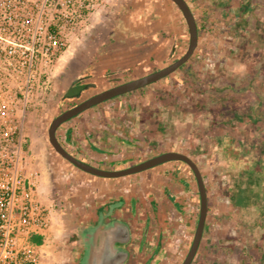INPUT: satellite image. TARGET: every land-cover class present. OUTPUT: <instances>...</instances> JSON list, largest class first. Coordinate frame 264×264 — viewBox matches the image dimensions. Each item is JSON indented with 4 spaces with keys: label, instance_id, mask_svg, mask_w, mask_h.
Here are the masks:
<instances>
[{
    "label": "rangeland",
    "instance_id": "374dc122",
    "mask_svg": "<svg viewBox=\"0 0 264 264\" xmlns=\"http://www.w3.org/2000/svg\"><path fill=\"white\" fill-rule=\"evenodd\" d=\"M190 1L192 10L195 11L200 6V2L199 0ZM226 1H229L228 5L218 6L213 3L212 6L208 5L209 15H206L203 21L195 11L198 22L197 46L190 58L178 69L164 78L135 90L132 95H120L95 105L92 109L109 113L111 110L119 112L130 107L131 114H134L137 112L136 108L141 99L147 100L151 95L156 98L159 96V91H171L176 98L182 96V99H177L178 109L183 106L181 110L185 107L193 111L189 116L191 124L186 125V130L191 132V136L202 139L206 133L208 134L207 141L215 142L214 138L219 135L213 133L210 124L214 122L213 127H216V130L217 128L223 129L224 133H220L221 137L217 142L218 147L223 148L222 152L219 151L224 162L221 166L224 168L229 166L228 169L231 168L233 172L241 173L245 162L248 159L251 160L256 152L264 157V120L248 116L250 112H253L255 116L258 113H264V0H251L255 6L245 13H237L236 2ZM147 6H153L154 11H162L165 14L166 23L162 24L160 17L157 18V11H152V16L146 20L147 22L144 20L143 25H150L154 19H158L157 22L164 30L170 29V32L175 30L176 35H179L177 40L180 43L174 53L167 57L168 59L161 55L158 61L152 60L142 66L139 76L162 68L181 57L188 45V31L180 10L171 0H106L68 35L66 48L50 69L48 95L25 119L21 133L22 147L40 173L38 190L49 200L54 211L49 238L39 234L30 239L34 243H47L48 264H66L69 260L74 236L69 239L68 237L73 231L76 217L91 208L96 196L99 195L101 200L116 198L121 193V188L128 186L130 189L134 187L133 184L139 183L136 178L126 182V177L131 175L101 178L79 170L55 152L48 140V127L54 115L66 107V104L63 105L59 99L71 81V77L96 58V52L109 40V31L113 23L120 17L128 15L130 11L139 7L144 9ZM164 30L162 32L160 29L159 34L165 35ZM165 51H168V47ZM97 65L93 73L98 83L105 82L100 75L102 67L108 70L117 68L115 62L106 64L99 62ZM134 69L135 67L130 69L129 73L121 72L112 77H118V80L123 81L133 79L138 72ZM106 86L110 87V84L105 82L99 86V89L103 90ZM187 98L188 102H185ZM235 114L237 115L234 116ZM118 119L125 121L124 118ZM64 130L65 127L60 126L56 135L63 136ZM118 130L122 132L121 126ZM194 138H192L193 143H195ZM199 142H196L197 145L204 148L203 142L198 144ZM78 146L77 150L68 146V150L79 155L80 158L90 160L82 154V147L85 145L80 142ZM186 152L193 154L196 162L199 163L197 166L208 173V170L202 167V163L197 158L198 155H195L192 148ZM123 158H104L106 165H103V168H122L116 166H121L119 160L125 161L126 159ZM225 161L228 166L225 165ZM166 163L172 165L168 169H174L180 174H183L182 168L186 169L190 180L195 183L193 172L187 164L181 161ZM132 175L131 177H135L134 174ZM237 177L235 174V178ZM207 185L211 184L207 183ZM213 187L216 188V184ZM217 188L221 189L219 185ZM101 196L103 197L100 198ZM196 200L197 208L199 206L197 188ZM58 203H61V206ZM238 241L237 244L233 243L229 247H233L231 249L233 252H245V248L251 252L250 243L244 247L243 240ZM188 244L182 249L174 245L173 248L176 249L174 256L165 255L163 264H179L186 254ZM227 245L222 246L221 250L228 248ZM198 259L197 257L196 260ZM78 264H82V261L80 260Z\"/></svg>",
    "mask_w": 264,
    "mask_h": 264
},
{
    "label": "crops",
    "instance_id": "0c3cea01",
    "mask_svg": "<svg viewBox=\"0 0 264 264\" xmlns=\"http://www.w3.org/2000/svg\"><path fill=\"white\" fill-rule=\"evenodd\" d=\"M185 1L192 10L191 1ZM230 1L237 3V13H245L255 6L251 0ZM199 2L200 6L195 11L199 14L198 16H201V21L209 15L208 5L229 4V1L225 2V0H199ZM154 10L153 6L144 7V9L139 7L130 11L128 15L120 17L109 31L108 42L102 46L103 48L108 46V54L94 59H99L98 62L102 64L115 62L116 70L135 67L134 71L137 69L138 72L133 78L139 76L142 66L152 60L158 61L161 55L168 59L167 57L174 53L180 43L177 40L179 35H176L175 30L172 32L170 29L164 30L157 22L158 19L150 20L152 21L150 25L144 26L143 22L152 16L151 12L157 11ZM195 11L192 10L198 27ZM94 12L95 10L89 16ZM156 13L157 18L160 17L162 24H165V14L162 11ZM160 29L162 32L164 30L165 35L159 34ZM167 47L168 51H165ZM133 92L126 94L132 95ZM178 98L182 99V96ZM178 98L171 91H159V96L156 98L151 95L147 100L141 99L136 108L137 112L134 114H131L130 107L119 112L111 110L109 113L94 111L91 107L63 123L61 126H64L65 130L61 137H65V133H68L69 146L76 150L79 147L78 143H83L85 146L82 147V154L90 160L86 157L81 159L99 167L106 165L104 158L124 157L125 161L119 160L121 166H116L123 167L169 150L187 154L199 166L193 154L186 152L192 148L208 173L198 167L206 187L207 213L201 241L191 264L194 262L196 264H264L263 155L256 152L251 160L248 159L245 162L241 173L228 169L226 161L225 165L228 167L225 166V169L221 166L224 162L220 156L223 148L217 145L221 137L220 133H224L223 129L216 130V127H213L214 122L210 124L213 133L219 135L214 138L215 142H208L206 133L202 139L191 136V132L186 130V125L191 124L189 116L193 111L185 107L181 110L183 106L178 109ZM185 102H188V98ZM252 110L254 111L255 108ZM116 116L119 117L116 118ZM248 116L255 119L262 116L264 120V113H258L255 116L253 112H250ZM118 118H124L125 121H120ZM119 126L122 132L118 130ZM199 141L203 142L204 148L197 145L196 142ZM75 155L80 158L79 155ZM169 166L172 165L163 163L136 173L135 177H131L133 175L126 177V182L136 178L139 183L133 184L134 187L130 189L128 186L121 188V193L116 197L117 201L114 202V206L112 205L114 208L112 212H115V209L122 206L124 198H132L134 208H138L141 224L139 227L143 231L144 238L147 239V247L151 248L149 245H153L156 240L161 241V247L155 259L153 258L152 264H163L165 255L174 256L176 250L173 248L174 245L182 249L189 243L198 215L196 183L190 180L186 169L182 168L183 174H180L174 169H168ZM243 172L245 173L242 174ZM207 183L211 184L210 187ZM215 184L216 188L213 187ZM39 185L38 180V188ZM218 185L221 189L217 188ZM39 193L46 202L50 203L43 193ZM94 199L91 207L102 200H110L108 198L101 200L99 195ZM240 239L243 240L244 247L250 243L251 252L247 248L244 249L245 252L240 253L233 252L231 250L233 247L229 248L233 243L237 244ZM226 245L228 248L221 250L222 246ZM146 254H149V250H146ZM48 257L49 254L46 256V264H48ZM197 257L198 260H196Z\"/></svg>",
    "mask_w": 264,
    "mask_h": 264
},
{
    "label": "built area",
    "instance_id": "2783aa9c",
    "mask_svg": "<svg viewBox=\"0 0 264 264\" xmlns=\"http://www.w3.org/2000/svg\"><path fill=\"white\" fill-rule=\"evenodd\" d=\"M106 0H0V264H46L54 220L22 147L25 119L48 95L68 35Z\"/></svg>",
    "mask_w": 264,
    "mask_h": 264
},
{
    "label": "water",
    "instance_id": "95a60500",
    "mask_svg": "<svg viewBox=\"0 0 264 264\" xmlns=\"http://www.w3.org/2000/svg\"><path fill=\"white\" fill-rule=\"evenodd\" d=\"M180 10L187 28H188V45L181 57L172 61L168 65L151 71L147 74L135 77L133 79L118 83L111 87L95 93L89 98L83 100L77 105L68 108L58 115H56L50 122L48 127V140L53 149L65 160L74 165L76 168L84 171L85 173L98 176L101 178H119L142 172L154 166L160 165L170 161H181L189 166L195 177L197 190L199 194V211L195 231L192 237L190 247L184 256L181 264H191L195 253L201 241L206 213H207V195L206 187L200 173V170L195 161L185 153L178 151H164L157 155L151 156L142 161L136 162L122 168H103L91 163L82 161L71 153H69L57 140L55 132L59 124L67 121L68 119L78 115L82 111L95 106L104 101L133 92L143 88L161 78H164L178 69L184 64L194 52L197 46L198 27L192 10L185 0H171ZM108 46L102 47L97 56L108 54ZM78 81V80H76ZM96 83L79 84L67 90L63 98L72 97L69 94L75 92L73 97H80L82 91L95 88ZM62 98V99H63ZM87 247L82 254V264H127L128 251L125 245L130 240V227L128 223L117 217L104 219L99 217L93 220L87 226Z\"/></svg>",
    "mask_w": 264,
    "mask_h": 264
},
{
    "label": "flooded vegetation",
    "instance_id": "af4514ba",
    "mask_svg": "<svg viewBox=\"0 0 264 264\" xmlns=\"http://www.w3.org/2000/svg\"><path fill=\"white\" fill-rule=\"evenodd\" d=\"M187 31H188V28H187ZM98 61H99V59L98 60L93 59L92 62L88 63L89 65H87L85 67H82L76 73V75L71 77V81L68 83V85L66 86L64 92L62 93V95H61V97L59 99V101H61V103L63 105L66 104V107L62 108L56 115H58L59 113H61L62 111L66 110L68 108H71V107L77 105L78 103H80L83 100L89 98L90 96L94 95L95 93H97L99 91H102V90L99 89V86L102 85L105 82L109 83L110 87H111L113 85H116L118 83H122V82L128 80V79H126L124 81L122 79L118 80L119 79L118 77H112V76L113 75H119V74H121V72L122 73L123 72L129 73V70L132 69V67H127V69L124 68L125 70H123V69L108 70L107 68H105V69H102V71L100 72L101 73L100 75L103 77V80L105 82L102 81V82L98 83V81H96L94 79V73H93V70L98 67V65H97L99 63ZM76 80H78V81H76ZM93 82L96 83V85H95L96 87L93 88V89H90V90L88 89V90L82 91L80 97H73L76 93L75 92H71V94H69V95L72 96V97L63 98L65 93H67V90L69 88L75 87V86H77L79 84H89V83H93ZM107 87L108 86H106L105 89ZM56 115H54V117ZM65 122H62L61 124H59V126L56 129V131ZM55 135H56V132H55ZM56 138L60 142V144L69 153H71L68 150V146H69V135H68V133H65V137H63V138L58 137V135H56ZM71 154L73 156H75V154H73V153H71ZM75 157L80 159V160H82V161H85V160L79 158L78 156H75ZM85 162H87V161H85ZM195 183H196V181H195ZM196 187H197V185H196ZM116 201H117L116 198H112L110 200H102V201L99 202V204L95 205L94 207H91V209H87L86 211H83V214H81L80 216L76 217V222L74 224L73 231H72V233H70V235L68 237V239H69L71 236H74V239L72 241L74 243L72 244V247L70 249V254H69V257H68L69 260L66 262V264H78L79 263V261L81 260V258L83 256L82 254L84 253V251L86 250V247H87V242H88V240L86 238V236H87V230H86L87 226L89 224H91L93 220H96L99 217L104 218V219H106V218L109 219V218H112V217L122 218L128 223V225L130 227L131 234H130L129 242L125 245V247H126V249L128 251L127 264H152L153 258L155 259V257L157 256V254L159 252L158 249L161 247V241H157L156 240L153 243V245H149V246H151V248L149 247L150 248L149 249L147 247L148 244L146 243L147 239L144 238L143 231L139 227V225H141V224H140V220L138 218L139 217L138 208L137 209H136V207L134 208V206H133L134 202H132V198H127V199L124 198L122 206L117 208V209H115V212H112V209H114L113 208L114 202H116ZM58 205L61 206V203H58ZM197 209L199 211V206L197 207ZM197 219H198V215H197ZM196 224H197V220H196ZM196 224H195V227H196ZM195 227H194V231H195ZM194 231H193V233L191 235V239H190L188 248L186 250V253H187V251H188V249L190 247V244L192 242V237H193ZM136 234H137V236H136ZM146 250H149V254H146ZM182 260L180 261L179 264H181Z\"/></svg>",
    "mask_w": 264,
    "mask_h": 264
},
{
    "label": "trees",
    "instance_id": "16d2710c",
    "mask_svg": "<svg viewBox=\"0 0 264 264\" xmlns=\"http://www.w3.org/2000/svg\"><path fill=\"white\" fill-rule=\"evenodd\" d=\"M260 118H262V116Z\"/></svg>",
    "mask_w": 264,
    "mask_h": 264
}]
</instances>
